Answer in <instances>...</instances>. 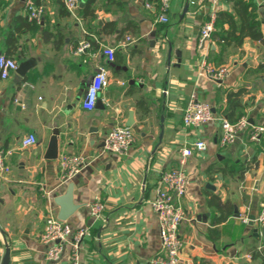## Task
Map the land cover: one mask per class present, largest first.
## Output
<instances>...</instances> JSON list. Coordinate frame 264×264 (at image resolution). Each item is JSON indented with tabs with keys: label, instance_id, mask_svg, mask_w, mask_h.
I'll list each match as a JSON object with an SVG mask.
<instances>
[{
	"label": "crops",
	"instance_id": "crops-1",
	"mask_svg": "<svg viewBox=\"0 0 264 264\" xmlns=\"http://www.w3.org/2000/svg\"><path fill=\"white\" fill-rule=\"evenodd\" d=\"M34 1L43 7L36 26L18 22L30 20L25 0H0V55L17 65L32 62L19 82L15 70L0 78V150L8 167L0 170V260L8 245L9 264H68V246L57 260L44 257L40 234L46 216L58 212L54 199L72 182L77 208L66 221L88 230L79 264H158L152 261L160 238L150 201L159 172L177 165L179 146L201 138L204 148L184 164L179 264H263L248 248L264 246V228L254 219L248 224V217L264 202V136L251 139L244 131L220 146L217 117L226 118V92L240 89L235 113L251 125L264 124V0L219 1L214 28L227 43L212 37L207 50L211 64L227 68L219 84L198 73L202 3H187L183 13L185 0H171L169 21L161 23L158 8L146 0H92L93 16L83 15L87 0L73 8L65 0ZM83 41L90 46L76 51ZM105 46L114 49L112 60ZM100 65L108 71L97 97L102 107L85 110L81 101ZM192 92L214 113L197 129L182 123ZM130 111L134 142L122 153L106 150L104 134L125 125ZM54 128L58 155L47 159ZM28 133L36 143L21 147ZM63 154L82 158L64 181ZM95 198L104 204L96 217L89 213Z\"/></svg>",
	"mask_w": 264,
	"mask_h": 264
},
{
	"label": "built area",
	"instance_id": "built-area-1",
	"mask_svg": "<svg viewBox=\"0 0 264 264\" xmlns=\"http://www.w3.org/2000/svg\"><path fill=\"white\" fill-rule=\"evenodd\" d=\"M171 0H158V17L161 23L169 21L168 10ZM188 4L206 6V15L201 22L198 46L203 50L198 62V73L206 75L219 84L227 73L225 65L214 66L208 61L207 50L212 42L211 32L217 16V9L220 0H185ZM69 8L76 6V0H65ZM149 7L150 4L146 3ZM27 17L30 20L39 22L42 18L43 7L37 5L34 0H25ZM90 46L88 41H83L77 46L76 51L83 50ZM103 53L108 60L113 59L114 49L108 46L103 48ZM17 62L8 56L0 55V78H6L11 70H15ZM108 71L105 66H98L96 72L91 76L87 85L81 106L85 110H92L95 106L98 93L107 84ZM220 131L218 144L225 146L232 142L238 133L248 131L251 139L264 136V124L251 125L246 116L241 115L235 121L219 116ZM214 119L212 107L207 101L200 99L195 92L189 94L182 108V123L185 127L197 129ZM134 132L129 126H113L103 137L104 148L108 151L122 153L134 142ZM36 143V136L28 133L20 140L21 147H27ZM205 143L203 139L197 138L192 143L182 144L178 148L177 165L162 169L159 172L155 194L150 201L155 211L158 233L160 238L159 253L152 260L158 264H179V252L183 246V240L179 235L178 226L184 218L185 211L181 204V199L185 195L188 175L184 169V164L194 149H203ZM82 164L80 156L63 154L59 157L61 170V180H66L77 172ZM0 170H8L5 164V155L0 150ZM104 204L95 198L90 202L89 213L93 216L101 214ZM246 221L245 216L241 217ZM255 223L264 228V202L261 204L258 214L254 218ZM88 234L84 226L72 227L66 220L57 218L49 214L44 221V227L40 234L42 243L45 244L44 257L47 260H57L60 258L65 246L69 247L68 264H79L80 248L83 238ZM261 250L263 246H257ZM250 256V254H248Z\"/></svg>",
	"mask_w": 264,
	"mask_h": 264
},
{
	"label": "water",
	"instance_id": "water-1",
	"mask_svg": "<svg viewBox=\"0 0 264 264\" xmlns=\"http://www.w3.org/2000/svg\"><path fill=\"white\" fill-rule=\"evenodd\" d=\"M83 5L82 2H80L79 6ZM187 9V2L185 1L184 7H183V13ZM169 53H168V59H169ZM32 65V62L30 60H25L20 62L16 69V83L19 82V79L21 77H24L26 74L27 69ZM95 106L102 107L101 100L97 98ZM132 124V111L129 112L128 118L125 122V126H131ZM58 134L59 130L58 128H54L52 131V135L50 137V140L48 142L46 153L44 155L47 159H55L58 155ZM72 189H73V183L68 182L66 185V190L63 194L57 196L54 199V202L59 206L58 212L56 214V217L62 220H66L73 212L76 210L77 205L73 203L72 200ZM235 216L237 215V208L234 207ZM248 224L253 223V216L248 217ZM255 235L258 234L257 229L254 228ZM263 240H264V231L262 232ZM0 264H9V247L8 245L5 246L4 253L1 257Z\"/></svg>",
	"mask_w": 264,
	"mask_h": 264
},
{
	"label": "trees",
	"instance_id": "trees-1",
	"mask_svg": "<svg viewBox=\"0 0 264 264\" xmlns=\"http://www.w3.org/2000/svg\"><path fill=\"white\" fill-rule=\"evenodd\" d=\"M148 2L153 3V5L155 7H157V0H146ZM237 2H241V0H235ZM92 3V0H87L85 6L83 7V15H94V10L90 7ZM19 24H28L29 22L32 23L34 26L38 25L34 22V20H27V19H19L18 20ZM215 25V24H214ZM218 32L214 30L211 32V37L216 38L218 40L223 41L224 43H227V35L225 34H217ZM255 36H259L260 33H256L254 34ZM241 90H236V91H227L226 92V98L228 101V106L225 110H223V114L226 116V118L229 121H235L238 117L241 116V112L237 111L235 113V109L240 106V102H239V95L241 94ZM230 209V208H229ZM243 228V226L241 225V229ZM248 252L250 253L252 258H256V257H260L262 259V262L264 264V246L261 250H258L256 248V246H250L248 248ZM200 264H206V262H202Z\"/></svg>",
	"mask_w": 264,
	"mask_h": 264
}]
</instances>
